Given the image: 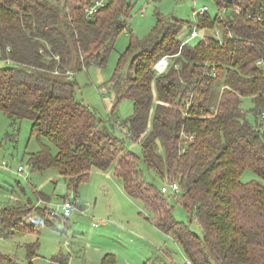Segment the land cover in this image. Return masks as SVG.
<instances>
[{
    "label": "trees",
    "instance_id": "obj_1",
    "mask_svg": "<svg viewBox=\"0 0 264 264\" xmlns=\"http://www.w3.org/2000/svg\"><path fill=\"white\" fill-rule=\"evenodd\" d=\"M213 1V16L184 20L158 12L149 35L132 38L109 85L112 112L124 98L133 104L128 117L115 120L118 137L115 124L78 97L76 73L106 65L129 27L131 0H108L92 17L84 10L92 0H0V111L14 127L31 121L39 148L28 152V166L58 171L71 191L62 200L76 207L91 171L112 169L193 264H264V0ZM194 26L216 34L190 44L185 37ZM163 56L169 63L157 73ZM247 96L255 122L243 108ZM246 169L257 178L241 180ZM158 177L179 183L180 193L163 192ZM169 192L180 195L202 235L176 219ZM39 196L37 205L29 199L0 206V237L39 233L37 224L50 223L53 208ZM37 246L38 240L27 245V263L0 251V264H35ZM49 264H71L69 254H53Z\"/></svg>",
    "mask_w": 264,
    "mask_h": 264
},
{
    "label": "rangeland",
    "instance_id": "obj_2",
    "mask_svg": "<svg viewBox=\"0 0 264 264\" xmlns=\"http://www.w3.org/2000/svg\"><path fill=\"white\" fill-rule=\"evenodd\" d=\"M131 3L129 27L118 35L106 65H92L76 73L78 97L93 106L108 123L114 124L115 120L119 123L128 117L133 110L132 101L124 98L112 112L115 92L109 86L120 65L121 55L126 53L132 38L148 36L156 24L158 12L184 20L193 18L195 4L197 7L207 5L212 16L218 12L213 0H131ZM197 29L202 36L216 34L214 30ZM188 31L189 28L185 27L184 33ZM200 39L201 36L188 39V42L195 44ZM128 65L127 59L121 69L127 71ZM243 108L248 111L250 120L255 122L256 116L251 112L253 103L249 96L244 98ZM114 132L118 137H123L122 129L117 124ZM52 146L53 151H56ZM127 147L141 153L138 143L129 141ZM38 148V140L31 132L29 119H21L19 126L14 127L9 117L0 111V206L24 204L20 201L29 199L37 205L42 192L47 197L43 199L44 204L57 209L63 196L71 193L58 171L51 170L45 174L31 171L28 152ZM160 149L163 152V148ZM3 161L7 162L8 168L2 165ZM19 166L24 167L23 174L16 172ZM143 169L145 177L151 179L152 174ZM92 171H111L116 182L105 179V174ZM92 171L78 187L76 209L71 217L66 219L59 214V217L49 219L50 223H43L42 226L37 224L39 233L16 232L9 237L2 236L0 251L13 255L19 262L27 263V245L38 240L33 257L35 264H49L50 257L58 252L68 253L71 264H144L150 258L186 264L187 257L180 244L157 227L152 211L143 201L135 200L125 193L121 180L112 169ZM26 176L29 178L26 179ZM253 178H257V175L251 169H246L241 176L243 181ZM155 182L160 187L167 184L159 177ZM166 196L174 208L176 219L184 221L194 232L202 235L201 225L181 204L180 195L169 192Z\"/></svg>",
    "mask_w": 264,
    "mask_h": 264
},
{
    "label": "built area",
    "instance_id": "obj_3",
    "mask_svg": "<svg viewBox=\"0 0 264 264\" xmlns=\"http://www.w3.org/2000/svg\"><path fill=\"white\" fill-rule=\"evenodd\" d=\"M107 3L108 0H92V2H89L87 5L84 6L86 15L88 17H92V15H94L99 9L106 6ZM206 12H208L207 5L197 7V5L195 4L192 12L193 19H196L200 15H204ZM199 36L202 37L197 27L194 26L190 31V34L188 35V39H192ZM168 63H169V58L167 56H163L161 59H159L158 62L155 64V69L157 70V73L162 72L167 67ZM2 165L5 168H8L7 162L3 161ZM24 171L25 169L23 166H19L18 169L16 170L18 174H23ZM169 190H172L176 193H180L181 187L177 182L167 183L166 185H163L162 187L163 192H168ZM75 208H76L75 204L70 199H63L60 203H58L57 209L53 208L51 213L53 216H57L60 214L62 217H68L73 213ZM186 263L193 264L192 261L189 260L188 258Z\"/></svg>",
    "mask_w": 264,
    "mask_h": 264
},
{
    "label": "crops",
    "instance_id": "obj_4",
    "mask_svg": "<svg viewBox=\"0 0 264 264\" xmlns=\"http://www.w3.org/2000/svg\"><path fill=\"white\" fill-rule=\"evenodd\" d=\"M92 172H93V173H96V174H100V173H102L103 175L105 174V175L103 176L105 179L116 182V179L113 178V174H112L111 171H109V172H103V171H92ZM90 174H91V173H90Z\"/></svg>",
    "mask_w": 264,
    "mask_h": 264
}]
</instances>
